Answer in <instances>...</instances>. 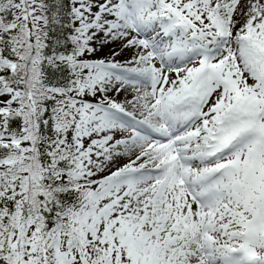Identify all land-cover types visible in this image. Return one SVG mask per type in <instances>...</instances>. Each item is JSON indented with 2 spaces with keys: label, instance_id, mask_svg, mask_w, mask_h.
Wrapping results in <instances>:
<instances>
[{
  "label": "snow or ice",
  "instance_id": "snow-or-ice-1",
  "mask_svg": "<svg viewBox=\"0 0 264 264\" xmlns=\"http://www.w3.org/2000/svg\"><path fill=\"white\" fill-rule=\"evenodd\" d=\"M0 264H264V0H0Z\"/></svg>",
  "mask_w": 264,
  "mask_h": 264
}]
</instances>
